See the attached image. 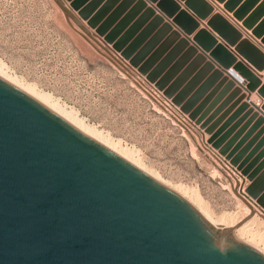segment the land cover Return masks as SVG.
<instances>
[{
  "label": "water",
  "instance_id": "1",
  "mask_svg": "<svg viewBox=\"0 0 264 264\" xmlns=\"http://www.w3.org/2000/svg\"><path fill=\"white\" fill-rule=\"evenodd\" d=\"M54 1L110 52L70 8H79L86 19L96 1L81 9L82 0H68L70 6L67 0ZM193 1L190 4L195 5ZM217 1L225 2V8L264 45V1ZM132 15L129 13L124 23ZM184 15L192 22L191 31L195 30V19L186 10H181L176 20L181 22ZM209 25L229 46L242 37L219 14L213 15ZM212 44H218L213 45V57L231 79L215 69L213 80L204 89L187 101L183 90L174 101L184 103L182 109L191 112L211 135L209 142L250 180L246 193L239 191L238 184L233 188L250 208L241 224L257 213L255 206L264 212V149H258L264 138L250 150L252 141L242 146L248 135L236 143L240 133L229 137L233 128L224 131L231 119L219 127L225 114L215 118L242 87L248 94L243 93L235 104L250 100L255 90L264 98V84L224 43ZM246 48L264 56L253 45ZM251 53L244 51L246 60L263 69L264 62ZM207 67L211 70L214 64ZM216 81L219 84L200 101ZM235 82L242 87H236L211 113ZM177 87L169 86L166 93L173 94ZM254 107L264 115V101L261 107L244 101L238 111L250 108L249 112H254ZM263 120L261 116L258 123ZM0 264H264V253L236 236L233 228L221 226L176 190L0 76Z\"/></svg>",
  "mask_w": 264,
  "mask_h": 264
},
{
  "label": "rangeland",
  "instance_id": "2",
  "mask_svg": "<svg viewBox=\"0 0 264 264\" xmlns=\"http://www.w3.org/2000/svg\"><path fill=\"white\" fill-rule=\"evenodd\" d=\"M93 1L95 6L86 19L79 8L70 6L71 1L66 2L110 52L66 16L54 0H0V63L4 71L133 151L165 181L195 193L216 217L234 213L233 218H225L229 224L248 217L243 201L204 142L228 159L209 142L211 135L196 123L191 112L182 109L184 103L177 104L174 99L183 90L185 101L191 99L213 80L215 69L224 71L212 55L218 45L212 42L224 43L237 61L253 66L244 51L252 52L247 50L248 44L260 49L256 40L264 46L261 38L244 27L242 20L225 8V2L217 0H212L217 9L207 0H100L97 5V0H82L80 9ZM181 10L194 17L195 30L191 31L192 22L186 15L180 16L181 22L176 20ZM215 14L242 34L236 45L229 46L211 28L209 20ZM252 53L264 62L263 55ZM210 62L214 67L208 70ZM223 75L228 74L224 71ZM173 84L178 87L168 95L166 91ZM218 84H211L200 101ZM238 86L235 82L227 92L232 94ZM243 93L248 94L244 87L235 96ZM243 177L246 190L251 182ZM251 227L263 230L264 223L255 221Z\"/></svg>",
  "mask_w": 264,
  "mask_h": 264
},
{
  "label": "bare ground",
  "instance_id": "3",
  "mask_svg": "<svg viewBox=\"0 0 264 264\" xmlns=\"http://www.w3.org/2000/svg\"><path fill=\"white\" fill-rule=\"evenodd\" d=\"M0 76L5 78L6 80L10 81L14 85L18 86L19 88L23 89L45 105H47L49 108L57 112L59 115L64 117L66 120H68L70 123H72L74 126H76L78 129L86 133L87 135L93 137L94 139L98 140L99 142L103 143L107 147L111 148L142 170L146 171L148 174L153 176L154 178L158 179L159 181L163 182L164 184L168 185L169 187L176 190L178 193L183 195L185 198H187L199 211L216 221L221 226H227L233 228V233L244 240L245 242L249 243L250 245L254 246L258 250H260L262 253H264V229L263 230H257L253 227H251V223L255 221H261L264 223V213L262 211L257 212L255 215L250 217L249 219L245 220L244 222H241L239 220L235 223H228L225 219L226 216L234 217V213H226L220 216L219 218L216 217L214 214H212L207 207L204 205L201 198L195 196V193H191L184 189L180 185H173L172 183H169L165 181L163 178H161L159 175L155 174L153 171H151L147 166H145L139 158L135 156L133 151H129L125 148H123L119 142H115L114 140H110V138H107L103 135L101 131H99L97 128L91 127L87 125L81 118L78 116L72 114L71 112L66 111V109H63L57 102H54L51 100V98L47 95H44L36 90V88L32 87L29 84H26L16 77H12L8 75L0 63ZM234 188V185H233ZM240 199V198H239ZM242 201V199H240ZM244 203V202H243ZM243 205V204H242ZM244 208L246 209V216L250 213V208L245 205ZM231 219V218H230ZM247 229H249L247 232Z\"/></svg>",
  "mask_w": 264,
  "mask_h": 264
},
{
  "label": "crops",
  "instance_id": "4",
  "mask_svg": "<svg viewBox=\"0 0 264 264\" xmlns=\"http://www.w3.org/2000/svg\"><path fill=\"white\" fill-rule=\"evenodd\" d=\"M207 1H209L211 3V5H213L216 8V5L213 3L212 0H207ZM214 12H215V9H214ZM207 19L204 21H207ZM201 22H202V20H201ZM240 30L243 32V37H247L248 34L246 33V31H244L241 28H240ZM252 40L254 41V39H252ZM254 43L257 44V46L262 51H264V46L261 45L259 40L254 41ZM231 49H233V48H231ZM244 62H246V61L244 60ZM249 66L256 72V74L261 76V80H262V82H264V69L263 70H257L253 66H251V65H249ZM242 81L244 82V79ZM230 95H231V92L225 93L221 97V99L217 103H215V105L212 107L211 113H213ZM240 96H241L240 94L238 96H234L233 99H231L218 112L215 119H218L225 114V116L223 117V119L220 122L219 127L222 126L224 123H226L229 119H231L229 121V123L227 124V126L225 127L224 131H228L229 129L233 128L229 137H232L239 132L240 135L237 138L236 143L240 142L245 135H248L247 138L245 139V141L243 142L242 146H246L248 143H250L252 141V143H251L252 145L250 148V150H251L255 146H257L261 142V140L264 138V120L262 122L258 123V120L261 118V116H264V115L261 112H259V110L256 107H254V112L258 111L259 115L253 116L254 112H249L251 105H250V108H244L243 110L238 111L241 103L246 101V99L244 98L242 100V102H240L239 104H235V102L238 101ZM263 100L264 99L258 94L257 90L251 93L250 102L254 101V102L258 103V105H260V107H261ZM212 101L213 100H211L210 102H212ZM210 104L211 103H209V105ZM258 149H259V152L264 149V142L259 146Z\"/></svg>",
  "mask_w": 264,
  "mask_h": 264
},
{
  "label": "built area",
  "instance_id": "5",
  "mask_svg": "<svg viewBox=\"0 0 264 264\" xmlns=\"http://www.w3.org/2000/svg\"><path fill=\"white\" fill-rule=\"evenodd\" d=\"M205 147L215 156L216 158V162L218 167H220L224 174L228 177L230 184L233 185L234 187H236V185H239V191L243 190L244 193L245 192V185H243V176L240 173V171H238L236 169V167H234L228 160H226L224 157H222L221 154H219V152H217L216 150H214L212 147H210L207 143H205ZM246 205V204H245ZM257 212H260L261 210H259V208H257L255 206Z\"/></svg>",
  "mask_w": 264,
  "mask_h": 264
}]
</instances>
